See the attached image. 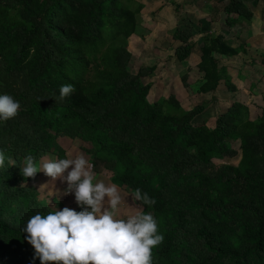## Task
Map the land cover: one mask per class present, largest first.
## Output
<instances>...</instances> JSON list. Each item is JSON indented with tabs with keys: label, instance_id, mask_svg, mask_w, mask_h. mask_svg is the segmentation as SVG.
Segmentation results:
<instances>
[{
	"label": "trees",
	"instance_id": "obj_1",
	"mask_svg": "<svg viewBox=\"0 0 264 264\" xmlns=\"http://www.w3.org/2000/svg\"><path fill=\"white\" fill-rule=\"evenodd\" d=\"M142 8L137 0H0V93L20 101L18 114L0 122V149L17 163L0 169V264H40L22 228L52 207L33 184L38 174L25 178L19 167L28 154L37 163L49 153L64 158V139L84 143L94 172L155 200L136 201L164 237L153 264H264V109L252 115L233 100L209 127L195 121L202 103L185 109L173 94L149 101L152 84L142 78L155 65L128 67L127 39L147 30ZM223 11L227 25L251 19L241 0ZM199 22L197 91L211 93L222 79L233 91L217 55L237 50ZM171 35L177 60L186 59L192 30ZM187 77L180 79L190 92ZM68 83L75 90L60 100ZM237 154L236 164L214 162Z\"/></svg>",
	"mask_w": 264,
	"mask_h": 264
},
{
	"label": "clouds",
	"instance_id": "obj_2",
	"mask_svg": "<svg viewBox=\"0 0 264 264\" xmlns=\"http://www.w3.org/2000/svg\"><path fill=\"white\" fill-rule=\"evenodd\" d=\"M74 90L71 83L62 84L58 98L63 100ZM19 109V100L0 93V122L15 117ZM6 164L17 165L0 149V169ZM19 170L25 178L42 170L51 181L59 178L66 182L64 193H72L79 207L76 210L52 205L51 211L37 212L27 219L22 232L27 234L24 239L34 249V260L38 258L40 264H153L152 249L164 239L153 214L137 210L118 218V206L129 194L132 201L154 204L155 200L147 193L142 194L136 188L122 197L116 184L96 178L92 165L83 155L37 163L28 154ZM52 195L51 191L49 197Z\"/></svg>",
	"mask_w": 264,
	"mask_h": 264
},
{
	"label": "crops",
	"instance_id": "obj_3",
	"mask_svg": "<svg viewBox=\"0 0 264 264\" xmlns=\"http://www.w3.org/2000/svg\"><path fill=\"white\" fill-rule=\"evenodd\" d=\"M137 1L143 5L140 11L141 26L149 31H153L154 36L159 35L160 32L162 33L163 29H171V31H173L175 27H189L192 30L193 36L190 41L194 45L187 58L192 57L196 62L200 59L201 36L203 34L201 31L202 25L199 22L201 19L209 22V32L211 34H221L226 44L237 50V52L231 56L217 55L219 60H221L220 65L223 64L227 67L226 74L230 77L231 83L234 86L233 91L227 88L224 79H222L213 92L199 93L197 91L199 86L197 79L201 76V73L198 72L197 68L195 72L198 73V77L192 80L195 88L189 85L191 91L188 92L182 84L183 92L179 94L181 97L179 99L181 105L185 109H190L195 106L196 103L193 104V106L190 104H188V106L186 104L189 96H191L193 92L198 99L200 98L198 104L202 103L204 105V109L196 116V119L197 117L200 118L201 116H205L207 126L212 127L214 125L216 114L221 109L225 108L222 107V104H226L229 100V103L225 105L227 106L231 101L237 100L240 97L241 89L239 87L244 84L242 81L240 83L234 81L231 75L233 69L236 71V76H238V78H245L244 76L249 74L252 68H255L258 74L264 78V0H241L251 12V19L249 21L243 19L233 25H227L225 23L227 15L223 11V6L228 0ZM171 33L172 32H170V34ZM166 35L168 34L166 33ZM131 36L133 37L135 34ZM165 39L167 38L159 40L163 42ZM169 41L173 42L172 39ZM174 42L178 43L176 40H174ZM137 53H139V56L143 54L142 51ZM256 65L258 66L256 67ZM173 81H175V79H173ZM248 84L249 83H247V85ZM260 86L264 89V81L260 83ZM226 93H230V96H227V100L223 97ZM148 96L150 98V93ZM259 100L262 102L264 101V92L262 91L260 92ZM214 107L216 108L215 116L209 117L207 121V117L210 115L209 111ZM249 109L251 111V106H249Z\"/></svg>",
	"mask_w": 264,
	"mask_h": 264
},
{
	"label": "rangeland",
	"instance_id": "obj_4",
	"mask_svg": "<svg viewBox=\"0 0 264 264\" xmlns=\"http://www.w3.org/2000/svg\"><path fill=\"white\" fill-rule=\"evenodd\" d=\"M142 32L143 35L140 34V37L135 35L133 37L130 36L127 39V47L132 54V58L128 64L129 70L135 73L141 66H151L154 64V71L148 77L142 78L144 82H150L152 84L150 98L147 96L148 100L154 101L159 96L164 98L168 94H176V97L179 100L181 98L179 94L183 92L180 76L184 73L188 74L187 80L189 81L191 87L195 88L192 80L198 77V73L195 72L197 62L194 61L192 57L186 58L182 61L177 60L174 54V49L177 45V42H174V39L170 34V32H172L171 29H163L162 33L160 32L159 35L156 36L153 35V31L143 30ZM166 33L168 35H166ZM162 38H167L169 40L172 39L173 42L167 39L162 42V40H159ZM141 51L143 54L139 56V53L137 52ZM257 66L258 65H256V67ZM231 75L236 83H240L242 81L244 84L239 87L241 91L240 97L238 99L248 106H251L250 112L252 115H259L261 110L264 109V101L262 102L259 100L260 92H264L263 87L260 86V83L264 81V78L258 74V71L255 68H252L249 74L244 76L245 78H238L234 69L231 71ZM173 79H175V81H173ZM247 83L249 84L247 85ZM227 96H230V93L223 95L225 100L228 99ZM199 99L192 92V95L189 96L187 103H185L187 105L190 104L193 106V104L199 103ZM227 103H229V100L226 102V104ZM226 104H222V107H225ZM215 112V107L209 111L210 115H208L207 121L209 117L215 116ZM202 120L205 121L206 117L201 116L200 118L197 117V119H195V121L198 123ZM62 144L63 148L65 149V157L67 156L71 158L76 155H83L90 163V156L84 151L85 145L83 142L78 140L70 141L64 139ZM231 145L237 148L238 143L236 141H232ZM49 159H54V156L50 153L45 157L40 158L38 163ZM55 159L57 158L55 157ZM238 160L239 154L233 157L215 159L214 162L216 164H220L222 162L236 164ZM69 168H71V166H69ZM94 173L97 179L104 180L106 183H112L110 181L111 173L109 171L103 170L101 172ZM37 174L38 175L33 178V184L38 190L39 198L43 200L48 206L52 207V205H56L58 208H63L65 206L73 208L75 205H77L74 195L72 193L65 194L63 191L66 187V182H62L59 178H57L55 181H51V178L45 175L42 170L38 171ZM45 184L48 185L47 188L44 186ZM117 187L120 190L122 197H125L129 193V190L126 187ZM51 191L53 192V195L49 197ZM137 210H142V208L135 200L132 201L131 195L129 194L125 197V200L122 199L121 204L118 206V218H122L125 215L131 214Z\"/></svg>",
	"mask_w": 264,
	"mask_h": 264
}]
</instances>
